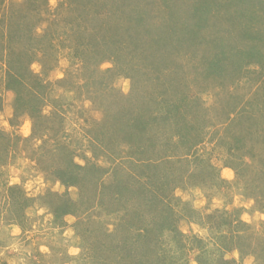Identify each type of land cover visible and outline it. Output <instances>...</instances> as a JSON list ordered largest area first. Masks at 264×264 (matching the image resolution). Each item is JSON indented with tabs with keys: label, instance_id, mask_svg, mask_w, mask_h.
<instances>
[{
	"label": "rangeland",
	"instance_id": "obj_1",
	"mask_svg": "<svg viewBox=\"0 0 264 264\" xmlns=\"http://www.w3.org/2000/svg\"><path fill=\"white\" fill-rule=\"evenodd\" d=\"M0 117V264H264V0H0Z\"/></svg>",
	"mask_w": 264,
	"mask_h": 264
},
{
	"label": "trees",
	"instance_id": "obj_2",
	"mask_svg": "<svg viewBox=\"0 0 264 264\" xmlns=\"http://www.w3.org/2000/svg\"><path fill=\"white\" fill-rule=\"evenodd\" d=\"M12 34H14L15 36H16V38L17 39H21V35H22V32L21 31H17L16 30V32H13ZM8 61V63H9V65H11V63L9 62V60H7ZM12 61H15V62H17V59H15V60H12ZM8 65V66H9ZM23 66H24V64H20L19 65V67H12V65H11V67L9 66V71L11 70V72H9L8 73V75L11 77V79H12V82L11 83H19V85L21 86H23L24 87V90L25 89H29V88H31V92H32V94L33 95H37V92H36V89H35V85L33 84V80H32V78H34V76L33 75H31V73L30 72H26V67H27V65H25V73H23L22 71V68H23ZM17 72V73H16ZM39 82H37L36 83V88H37V85H39L38 84ZM34 85V86H33ZM34 89V90H33ZM13 90V92H15V94L17 95V91L15 90V89H12ZM19 90V89H18ZM34 106H35V104L33 105V108H34ZM35 111H38V109L37 108H35ZM34 111V112H35ZM34 112H33V110L32 111H30V113H29V116L33 119V117H34ZM38 116L39 117H42V118H45V116L43 115V114H39L38 113ZM18 137V136H17ZM19 138V137H18ZM75 165V164H74ZM76 167H79V166H77V165H75ZM67 168L65 167V168H63L61 171H62V173H65L66 171H68V170H66ZM68 173V172H67ZM66 173V174H67ZM71 173H69L68 175H70ZM59 180H61V182L64 184V183H74L75 182V180H73V178H71V177H69V178H66V177H63V176H60L59 177ZM7 193H8V198L10 199V200H12V199H15L16 200V198H15V195H14V190L15 189H17L16 188V186H7ZM19 191V190H18ZM21 193V192H20ZM19 199H20V202L19 203H27V198L25 197V195L24 194H22V196H20L19 197ZM15 200H13V202H15ZM69 203H70V201L67 199V201H66V203H64L63 204V211L64 212H67L68 211V209H69ZM143 231H146L145 230V228H143L142 229ZM140 233V232H139ZM141 236H143V235H141ZM138 240V239H137ZM143 245V247H142V249L144 250V251H150L151 250V243H148L147 241H145V243H143L142 244ZM141 245V246H142ZM150 246V247H149ZM130 250V249H129ZM131 252V251H130ZM151 253H153V252H151ZM150 252H148V253H146V254H141V259H140V261L143 263V264H145L144 263V261H147V263L150 261L149 260V258L151 257V254ZM144 259V260H143ZM139 261V262H140ZM202 263V262H201Z\"/></svg>",
	"mask_w": 264,
	"mask_h": 264
},
{
	"label": "clouds",
	"instance_id": "obj_3",
	"mask_svg": "<svg viewBox=\"0 0 264 264\" xmlns=\"http://www.w3.org/2000/svg\"><path fill=\"white\" fill-rule=\"evenodd\" d=\"M49 2L54 5L56 3V0H49ZM32 67L34 69H36L37 71L39 70L38 66L35 65V64H33ZM0 119H2V117H0ZM28 130H29V125H28V122L26 121L25 122V125H24V134L25 135L28 134ZM223 171H224V174H226V175H229V176L232 175V172H231L230 169L225 168ZM12 182L15 183V182H17V180L16 179H13ZM177 194L178 195L180 194L179 191L177 192ZM198 203H203V201H199ZM244 219H247V216L246 215L244 216ZM17 231H18V229H17ZM71 251L73 253H75V252H78L79 250L78 249H71ZM233 255H235L237 257V259L239 258V252L238 251H234L233 252Z\"/></svg>",
	"mask_w": 264,
	"mask_h": 264
}]
</instances>
